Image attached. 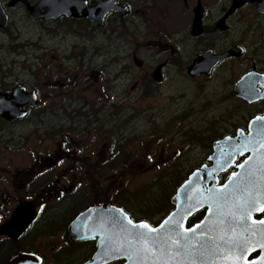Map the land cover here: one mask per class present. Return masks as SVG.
<instances>
[{"label": "flooded vegetation", "instance_id": "1", "mask_svg": "<svg viewBox=\"0 0 264 264\" xmlns=\"http://www.w3.org/2000/svg\"><path fill=\"white\" fill-rule=\"evenodd\" d=\"M45 35L59 48H46ZM141 50L149 51L145 58ZM51 51L49 69L43 60ZM44 76L51 100L42 105ZM177 76L199 82L201 89L214 81L220 98L211 116L183 129L188 138L183 147L163 142L146 154L130 149L119 122L134 121L140 110L148 121L155 120L160 114L149 111L161 100L169 103L171 94L161 88ZM88 78V89L94 87L91 100L70 87L75 79ZM124 109H130L126 116ZM257 116L264 117V0H0V264L21 253L35 255L40 264H73L74 255L88 254L78 264L85 262L95 241L73 242L67 228L92 206L115 207L135 222L160 218L154 211L159 203L137 197L140 188H130L124 175L140 168L168 170L181 149L188 153L184 182L195 170L212 166L215 143L234 141L219 143L216 154L235 153L233 162L217 174L202 173L199 182L200 188H223L251 155L242 150L257 134L251 126ZM28 125L34 126L29 133ZM44 125L53 126L49 145L39 139ZM259 130L264 138V123ZM28 135L34 137L31 148ZM23 150L28 159L18 162ZM169 153L170 158L163 155ZM252 155L250 161L255 151ZM254 188L244 209H255L245 217L250 225L264 219V183ZM81 200L84 208L70 216L73 202ZM21 204L34 214L27 228L13 236L2 227ZM167 209L166 215L173 209L170 198ZM206 212L207 207L194 211L185 227L200 222ZM217 212L218 218L228 217L230 232L232 207L219 206ZM257 236L262 245L263 227ZM40 239L48 240L47 252L53 248L48 258L42 247L32 248ZM259 254L254 251L247 260Z\"/></svg>", "mask_w": 264, "mask_h": 264}, {"label": "water", "instance_id": "2", "mask_svg": "<svg viewBox=\"0 0 264 264\" xmlns=\"http://www.w3.org/2000/svg\"><path fill=\"white\" fill-rule=\"evenodd\" d=\"M198 64L199 62L195 63L192 70H196ZM9 111V108L5 109V112ZM263 121L264 117L257 116L252 120L251 126L262 125ZM252 136L251 142H248L249 146L242 151H250L251 155L255 151L254 158L250 161L253 157L250 155L242 162L240 165L243 164V167L239 166V171L234 177L231 176L223 188H200L202 173H207L208 176L217 174L235 159V153L229 151L226 155H216L220 151L218 144L227 141L230 145L229 139L215 143V154L210 157L212 166L195 170L179 185L171 197L174 210L157 226H150L146 222H133L122 210L108 205L93 206L81 212L71 221L67 230L68 237L73 242L96 241L95 252L83 264H106L117 259L124 260L123 264H228L232 258L233 264H264V247L260 246L257 236V230L264 228V223L249 221L252 224L250 225L245 221V217L250 218L255 209L250 213L244 211L242 216L238 211L239 207L244 205L246 194V190L238 187L239 176L257 171L255 175H251L252 182L249 185H253H248L250 197L257 192L254 187L258 176L260 182L264 183V156L261 157L257 153V134ZM260 141V147L263 148L264 140ZM250 143H253V149ZM221 161H224V165H221ZM226 192L228 193L224 194ZM218 198L229 199L236 206L237 215L233 213L232 216V225H235L230 233L227 230V218L220 221L221 218L217 216ZM201 207H207L205 217L198 224L186 228L187 218ZM33 214L26 204H21L14 212L13 221L3 225V231L13 236L20 234L27 228ZM20 215H24L27 221H17ZM144 224L148 225V228L139 227ZM226 246H231V250ZM257 250L260 254L253 260H247L249 254ZM9 264H40V260L33 254L21 253L14 256Z\"/></svg>", "mask_w": 264, "mask_h": 264}, {"label": "rangeland", "instance_id": "3", "mask_svg": "<svg viewBox=\"0 0 264 264\" xmlns=\"http://www.w3.org/2000/svg\"><path fill=\"white\" fill-rule=\"evenodd\" d=\"M52 28L45 27L44 30L48 31ZM44 46L46 48H51L56 50V39L51 36H44ZM66 43V39L61 42V46ZM95 50V49H94ZM63 51V50H62ZM149 53L148 50L139 51V55L141 57H146L145 54ZM51 54H54L52 51L48 52L44 58V63L49 62L50 66V58ZM56 55V54H55ZM44 84V94L42 95L44 101L42 105L46 102H50L51 98L48 93H51V89L46 90V88H50L48 85V78L44 76L43 78ZM88 81H92V78H88L87 81H79L75 79L72 81L70 87H74L79 90L80 93L77 94L78 97H85L91 100V92L94 90V87L88 89ZM131 79L124 82L125 88H128L131 83ZM214 81L210 80L206 83V86L201 89V85L199 82H194L189 80L187 77H173L170 78V82L164 85L161 88V91L164 92L166 96L171 94L169 103L166 104V100H161L160 104L156 106L155 109L149 111L150 113L160 114L155 120L148 121L147 117L141 112L139 116L134 121H120V126L122 128V133L125 139L130 141L129 148L134 149L138 148L140 150L145 151V154L148 150H158L161 149V143L168 142L170 145L175 146L174 149L182 146L186 142L188 138L183 137V129L188 126H196L197 124L204 122L201 121L204 117H210V112L218 105L217 100L220 98L217 90L213 87ZM183 92V97H181V93ZM125 116L130 112V109L123 110ZM229 112V111H228ZM227 112V113H228ZM218 113V111H217ZM34 126L28 125V133L32 130ZM53 126H45L43 128V133L39 134V139L43 144L49 145L50 140L54 136ZM162 131V132H161ZM196 138V137H195ZM28 148L32 147L31 141L34 140L33 136L28 135ZM139 139V140H135ZM206 143V142H205ZM198 149H202V146H197ZM194 149V148H193ZM197 150V149H195ZM165 157L170 158L173 154H163ZM188 153L181 149L178 151L176 157L172 159L170 163V167L168 170L161 169L159 172H142L141 168L139 169V173H132L124 178V181L129 184L130 188L138 187L140 188L138 194L147 189H152V196L155 205L154 211L155 213H159L160 218L165 216L168 212L167 205L169 198L173 194L174 190L178 187V185L183 181V161L187 158ZM28 159L27 150H23V153L20 154V158L17 160L18 162H23ZM161 163L159 164V166ZM149 166V163H147ZM175 172V175H174ZM158 174V175H157ZM157 175V176H156ZM159 175H170L172 178L163 182L162 180H158L160 182L150 183L156 176ZM150 183V184H149ZM146 191V190H145ZM148 194L146 192L144 197ZM105 198L97 197L96 200H104ZM158 200V202L156 201ZM85 201H75L73 202L70 216H73L76 210L84 208ZM26 214V213H25ZM77 216V215H76ZM75 216V217H76ZM75 219V218H74ZM162 219V218H161ZM71 223V222H70ZM49 245L48 240L40 239L39 242L34 244L32 248H40L42 251L46 252L47 258L50 253L53 251V248L49 246L48 252L45 250ZM42 247V248H41ZM88 254H81L77 258H73V261H82ZM72 261V262H73Z\"/></svg>", "mask_w": 264, "mask_h": 264}, {"label": "trees", "instance_id": "4", "mask_svg": "<svg viewBox=\"0 0 264 264\" xmlns=\"http://www.w3.org/2000/svg\"><path fill=\"white\" fill-rule=\"evenodd\" d=\"M158 175V174H157ZM156 175V176H157ZM174 175H175V172H174ZM156 176H155V178L150 182V183H154V182H160V181H158V180H162L163 182H167V181H169L171 178H172V176H170V175H159L157 178H156ZM149 183V184H150ZM161 183V182H160ZM146 190V191H145ZM145 190H143V191H141L140 193H139V196H140V199H143V198H150V199H152V200H155V198H153V196H154V193H153V196H152V189H150V188H147V189H145ZM175 191V190H174ZM146 192H148V194L144 197V194L146 193ZM157 202H158V200H156ZM148 223H150V224H152V225H155L156 223H158L159 222V218H155V219H151V220H148L147 221ZM81 254H76V255H74V257L73 258H77V257H79ZM73 258L71 259L72 261H73ZM68 263V262H67ZM67 263H61V264H67ZM71 263H73V264H78V263H80V261L78 260V261H76V262H71Z\"/></svg>", "mask_w": 264, "mask_h": 264}, {"label": "snow or ice", "instance_id": "5", "mask_svg": "<svg viewBox=\"0 0 264 264\" xmlns=\"http://www.w3.org/2000/svg\"><path fill=\"white\" fill-rule=\"evenodd\" d=\"M240 166L243 167V164ZM129 223H131V221H129ZM261 223H264V219L261 220ZM139 227L148 228V225L144 224V225H140Z\"/></svg>", "mask_w": 264, "mask_h": 264}]
</instances>
